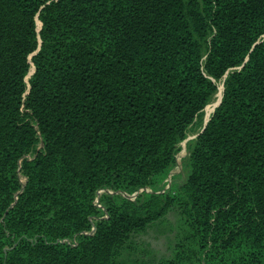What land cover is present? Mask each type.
Here are the masks:
<instances>
[{"label":"trees","instance_id":"1","mask_svg":"<svg viewBox=\"0 0 264 264\" xmlns=\"http://www.w3.org/2000/svg\"><path fill=\"white\" fill-rule=\"evenodd\" d=\"M0 264H264V0H0Z\"/></svg>","mask_w":264,"mask_h":264},{"label":"rangeland","instance_id":"2","mask_svg":"<svg viewBox=\"0 0 264 264\" xmlns=\"http://www.w3.org/2000/svg\"><path fill=\"white\" fill-rule=\"evenodd\" d=\"M217 84L219 86L217 94L213 97L212 101L204 111L202 117H200L195 122V124H193L190 127L188 132V138L184 142L182 151L178 155L177 167L173 171V175L176 176V182L178 184L183 183L187 177L189 156L197 136L205 128L207 122L210 120L212 114L214 113L216 107L218 106V103L221 101L222 92H223V83L222 81H219ZM158 242L160 245H163L164 243L163 237Z\"/></svg>","mask_w":264,"mask_h":264}]
</instances>
